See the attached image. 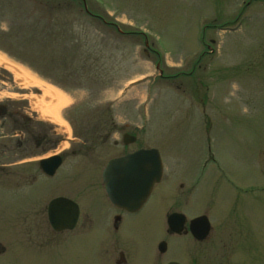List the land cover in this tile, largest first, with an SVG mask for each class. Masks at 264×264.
<instances>
[{"label":"rangeland","instance_id":"374dc122","mask_svg":"<svg viewBox=\"0 0 264 264\" xmlns=\"http://www.w3.org/2000/svg\"><path fill=\"white\" fill-rule=\"evenodd\" d=\"M0 59V102L30 109L68 140L127 125L139 139L131 150L158 151L167 184L152 204L170 201L172 176L196 177L209 151L239 185L264 186V0H0ZM35 81L66 106L47 112ZM108 148L67 159L61 173L86 178ZM35 178L17 194L1 175L0 264H97L90 229L50 233L45 207L68 186L48 191ZM228 189L220 181L212 192L220 205ZM104 245L101 258L115 250Z\"/></svg>","mask_w":264,"mask_h":264},{"label":"flooded vegetation","instance_id":"af4514ba","mask_svg":"<svg viewBox=\"0 0 264 264\" xmlns=\"http://www.w3.org/2000/svg\"><path fill=\"white\" fill-rule=\"evenodd\" d=\"M109 127L92 131V140L76 131H73L74 138L68 140L56 128L39 122L30 109L0 102V178L5 173V177L15 179L14 193L32 190L38 175L48 191L62 190L67 185L68 189L53 195L45 207L50 233L57 238L90 229L91 237L97 241V264L107 259L106 256L109 259L106 264H264L263 185H239L209 151L207 161L210 162H205L196 177L187 172L176 178L172 176L170 201L161 203L166 205L163 219L159 209L162 205L152 204L159 187L167 184L163 183L162 161L160 182L153 186L143 205L135 211L122 209L108 198L105 171L111 162L125 160L143 148L131 150L139 139L127 125L119 129L113 124ZM125 136L135 139L134 143L126 144ZM66 140L70 141L68 150L63 147ZM96 147L93 153L109 147V157L86 178L78 177L75 182L70 178L72 173H61L67 159L80 161ZM53 158H59L61 165L49 176L41 170L40 162ZM208 164L213 165L210 179L205 175ZM259 164L264 168V160L258 167ZM220 181L229 186L231 198L223 205L212 196ZM56 199H66L76 205L77 220L72 230L55 232L51 228L48 206ZM196 200H202L200 208L196 207ZM105 242L107 248L115 250L112 255L104 252L101 258L100 248Z\"/></svg>","mask_w":264,"mask_h":264},{"label":"water","instance_id":"95a60500","mask_svg":"<svg viewBox=\"0 0 264 264\" xmlns=\"http://www.w3.org/2000/svg\"><path fill=\"white\" fill-rule=\"evenodd\" d=\"M124 139L128 140L126 144L135 141L129 136ZM60 165L59 158L40 162L41 170L49 176ZM162 172L161 159L156 150H141L125 160L111 162L104 175L109 200L122 209L138 210L147 200L153 186L160 182ZM48 220L55 232L72 230L77 220V207L66 199L53 200L48 206Z\"/></svg>","mask_w":264,"mask_h":264},{"label":"bare ground","instance_id":"6f19581e","mask_svg":"<svg viewBox=\"0 0 264 264\" xmlns=\"http://www.w3.org/2000/svg\"><path fill=\"white\" fill-rule=\"evenodd\" d=\"M1 64H5V62L0 59V65ZM28 84L29 83L24 80L23 85L27 86ZM33 85L41 91L43 101L47 102V103L43 104V107L45 108V110H47V112L52 111V113L55 114L60 109H62L66 106L65 99L59 93L54 91L53 89L46 87L43 84H40L36 81L33 82ZM44 102H42V103H44Z\"/></svg>","mask_w":264,"mask_h":264}]
</instances>
